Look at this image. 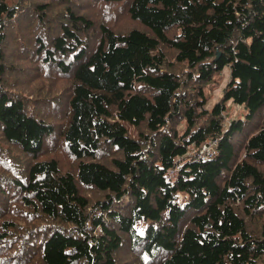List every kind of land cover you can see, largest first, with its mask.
Here are the masks:
<instances>
[{
  "label": "trees",
  "instance_id": "16d2710c",
  "mask_svg": "<svg viewBox=\"0 0 264 264\" xmlns=\"http://www.w3.org/2000/svg\"><path fill=\"white\" fill-rule=\"evenodd\" d=\"M0 264H264V0H0Z\"/></svg>",
  "mask_w": 264,
  "mask_h": 264
},
{
  "label": "rangeland",
  "instance_id": "374dc122",
  "mask_svg": "<svg viewBox=\"0 0 264 264\" xmlns=\"http://www.w3.org/2000/svg\"><path fill=\"white\" fill-rule=\"evenodd\" d=\"M227 74H228L227 70L223 69L222 73L218 76V78H216V81H215L214 85L212 86V89L209 92L210 97L207 100V106L210 107L211 105H214L215 103H217L218 101L221 100L222 89L228 80ZM226 107L227 108H226L225 114H224L225 119H226V123L230 122L231 120L238 119V118L242 119V117L244 115V110L242 107L231 104L230 102H228L226 104ZM182 125H183V123L180 124V126H179L180 129L182 128ZM129 130L131 133L134 134L133 128L129 127ZM46 147H47V145H46ZM210 149H211L210 146H206L205 148H202L198 153L199 156L205 155L206 152Z\"/></svg>",
  "mask_w": 264,
  "mask_h": 264
},
{
  "label": "built area",
  "instance_id": "2783aa9c",
  "mask_svg": "<svg viewBox=\"0 0 264 264\" xmlns=\"http://www.w3.org/2000/svg\"><path fill=\"white\" fill-rule=\"evenodd\" d=\"M213 145H214V142H211V143H209L208 145H203V146L201 147V149H202V148H205L206 146H210L211 149L208 150V151L206 152L205 155L199 156V154H198V157H199V158H206L207 156H209L210 154H212V153H213ZM201 149H200V150H201Z\"/></svg>",
  "mask_w": 264,
  "mask_h": 264
}]
</instances>
